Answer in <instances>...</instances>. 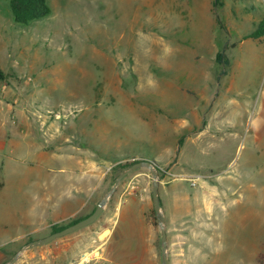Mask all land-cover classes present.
I'll return each mask as SVG.
<instances>
[{"label":"rangeland","instance_id":"obj_1","mask_svg":"<svg viewBox=\"0 0 264 264\" xmlns=\"http://www.w3.org/2000/svg\"><path fill=\"white\" fill-rule=\"evenodd\" d=\"M48 1L52 12L24 25L0 0V114L9 130L0 220L9 210L19 232L41 227L0 264L17 253L14 264H161L145 167L121 179L92 223L24 248L53 231L43 227L53 217L72 211L56 223L66 226L92 213L118 174L145 157L159 167L167 264H260L264 34H252L264 0ZM204 119L213 131L200 137ZM72 152L100 164L90 192L76 182L86 172L65 159Z\"/></svg>","mask_w":264,"mask_h":264},{"label":"crops","instance_id":"obj_2","mask_svg":"<svg viewBox=\"0 0 264 264\" xmlns=\"http://www.w3.org/2000/svg\"><path fill=\"white\" fill-rule=\"evenodd\" d=\"M0 118L2 119V122L0 124V148H1L2 145L6 141V137H9V130H6V127H4V125H5L4 120L6 119V117L2 116L0 114ZM152 122L153 121L151 120L152 126L151 127L149 126L150 129H152V127L154 126V124ZM204 122L205 123H204L203 127H198V129H197L198 136H200V137L203 134L202 131H205L208 128L213 131L212 125L209 127L208 121H205V119H204ZM219 129L218 130L221 131V127H219ZM215 130H217V129H214V131ZM215 132H217V131H215ZM49 153H50L49 160L54 158V157L58 158V155L54 150L52 152H49ZM145 158H148V157H145ZM65 159L68 160L69 162L73 163L74 165L76 164L77 167H80L82 172H86L84 174V176H82V174H81V176H80L81 178H77L76 182L79 183L80 185H83L85 183V186L88 189V192H90L89 191V185H90L91 180L95 181V178L98 177V182H100L101 175H100V173L96 172V169L98 168V166L100 164L97 161L95 162V161H93V159H91L90 153H88L84 157H82V156L77 157L72 152L71 155ZM148 159H151V158H148ZM1 167H2V165H1ZM104 177H105V170H104L102 178H104ZM8 185H9L8 179L1 177L0 178V198L2 197L4 199V196H5L4 191L8 188ZM89 195H88V197H89ZM73 197H74V195H73V193H71L70 198L72 199ZM81 198H82V196H81ZM71 213H72V211H70L69 213L63 214L60 217H53V219H51L48 223L43 225V227L50 226L52 224H56V223L60 222L61 220H63V218L70 215ZM15 214H17V213L16 212L12 213L8 210V212L5 214L3 219L0 220V262L4 258H6L7 251L9 250V247L16 246L19 243V241H21L27 234L41 230L40 229L41 227H35L28 232H24V231L19 232L18 230L14 229V228H16V225L19 224V220H17L14 216ZM11 229H13L17 232L13 233V231H10V233L7 234L8 231Z\"/></svg>","mask_w":264,"mask_h":264},{"label":"water","instance_id":"obj_3","mask_svg":"<svg viewBox=\"0 0 264 264\" xmlns=\"http://www.w3.org/2000/svg\"><path fill=\"white\" fill-rule=\"evenodd\" d=\"M139 167L147 168L153 177V183H152V198H153V202H154L153 207H154V211H155L156 215L158 216V225H159V229L161 232V241H160L161 247H162L161 264H167L169 261L168 253H167L168 235H167V231H166L165 226H164L165 217L161 211V203L162 202H161V198H160V194H159V183H161L159 173H158L159 167L156 165L155 161H153L152 159H148V158H145L142 160L141 159L136 160L133 164H130L126 169L121 171L118 174V176L116 177L115 182H113L111 189L108 191V193L105 195V197L97 203V205H96V207L92 213H90L86 217L79 219L78 221H76L72 224L65 226L64 228H62L60 230L53 231V232L47 234L46 236L36 238V239L30 241L24 248H31L33 246L46 244V243H48V242H50V241H52V240H54L60 236H63V235L70 233V232H73V231L77 230L78 228L85 227V226L89 225L90 223H92L94 220H96L98 218V216L101 214V212H103L106 202L109 200L110 196L115 191L117 184L121 181V179H123L127 174H129L130 172H132L133 170H135ZM18 255H19L18 253L15 254V256H13L9 261H7L3 264H14L16 262V260L18 259Z\"/></svg>","mask_w":264,"mask_h":264},{"label":"trees","instance_id":"obj_4","mask_svg":"<svg viewBox=\"0 0 264 264\" xmlns=\"http://www.w3.org/2000/svg\"><path fill=\"white\" fill-rule=\"evenodd\" d=\"M7 2L14 20L17 23H21L24 25L30 24L33 21L45 17L52 12L51 5L48 0H7ZM263 34H264V23L262 22L261 24H259L256 31L253 32L252 36L258 37V36H262ZM223 56L224 55L221 51L218 52L217 60L220 61L221 63L223 62L227 63V60H224ZM3 77H4V73L2 72V70H0V78ZM79 219L74 220L69 224H72L78 221ZM64 227L65 226H58L57 224H52L53 231L60 230ZM260 264H264V253L260 255Z\"/></svg>","mask_w":264,"mask_h":264},{"label":"built area","instance_id":"obj_5","mask_svg":"<svg viewBox=\"0 0 264 264\" xmlns=\"http://www.w3.org/2000/svg\"><path fill=\"white\" fill-rule=\"evenodd\" d=\"M196 179H197V178H192V179H191L193 184L196 183Z\"/></svg>","mask_w":264,"mask_h":264},{"label":"bare ground","instance_id":"obj_6","mask_svg":"<svg viewBox=\"0 0 264 264\" xmlns=\"http://www.w3.org/2000/svg\"><path fill=\"white\" fill-rule=\"evenodd\" d=\"M87 259H89L88 255L85 257V259H84V260H87Z\"/></svg>","mask_w":264,"mask_h":264}]
</instances>
